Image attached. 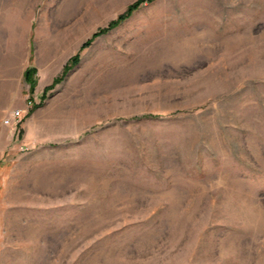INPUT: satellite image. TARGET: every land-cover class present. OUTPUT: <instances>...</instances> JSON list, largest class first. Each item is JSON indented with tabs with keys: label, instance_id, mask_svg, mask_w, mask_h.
Masks as SVG:
<instances>
[{
	"label": "rangeland",
	"instance_id": "1",
	"mask_svg": "<svg viewBox=\"0 0 264 264\" xmlns=\"http://www.w3.org/2000/svg\"><path fill=\"white\" fill-rule=\"evenodd\" d=\"M135 1L0 0V264H264V0Z\"/></svg>",
	"mask_w": 264,
	"mask_h": 264
},
{
	"label": "trees",
	"instance_id": "2",
	"mask_svg": "<svg viewBox=\"0 0 264 264\" xmlns=\"http://www.w3.org/2000/svg\"><path fill=\"white\" fill-rule=\"evenodd\" d=\"M144 1L151 2L153 0H136L132 4L128 5L127 8H126V10L122 14L118 15L114 21L110 22L107 28L100 29L98 32L94 33L92 35V38L95 37V36H97L100 33H103L105 31H108V30L112 29V28H115L121 22L125 21L128 17L131 16L132 12L135 11ZM92 38H90L89 40H87L83 44V47L88 46ZM70 62H71L70 64H68V65L66 64L63 67L62 77H64L66 75V73L70 70V68H72L74 65L77 64V62H78V56H74L71 59ZM33 73H34V69L27 70L26 71V74H25V79L31 81V77H32ZM61 79L62 78H57L54 83H58V81H61Z\"/></svg>",
	"mask_w": 264,
	"mask_h": 264
},
{
	"label": "bare ground",
	"instance_id": "3",
	"mask_svg": "<svg viewBox=\"0 0 264 264\" xmlns=\"http://www.w3.org/2000/svg\"><path fill=\"white\" fill-rule=\"evenodd\" d=\"M193 43H195V41L193 40L182 42L178 45L177 48H179V50L182 52H191V50L194 48V45H195Z\"/></svg>",
	"mask_w": 264,
	"mask_h": 264
},
{
	"label": "built area",
	"instance_id": "4",
	"mask_svg": "<svg viewBox=\"0 0 264 264\" xmlns=\"http://www.w3.org/2000/svg\"><path fill=\"white\" fill-rule=\"evenodd\" d=\"M20 118V111H14L11 113L10 118L4 120V124L9 125L12 120H18Z\"/></svg>",
	"mask_w": 264,
	"mask_h": 264
}]
</instances>
